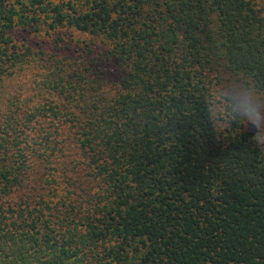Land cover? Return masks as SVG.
<instances>
[{"label":"trees","instance_id":"1","mask_svg":"<svg viewBox=\"0 0 264 264\" xmlns=\"http://www.w3.org/2000/svg\"><path fill=\"white\" fill-rule=\"evenodd\" d=\"M77 34L78 36H74ZM0 264H264V0H0Z\"/></svg>","mask_w":264,"mask_h":264},{"label":"clouds","instance_id":"2","mask_svg":"<svg viewBox=\"0 0 264 264\" xmlns=\"http://www.w3.org/2000/svg\"><path fill=\"white\" fill-rule=\"evenodd\" d=\"M229 119L232 122L238 120L240 123L264 125V107L258 103V98L253 93L245 90L234 97L231 113L221 109L214 120L210 117V122L216 128L217 125L227 123Z\"/></svg>","mask_w":264,"mask_h":264},{"label":"rangeland","instance_id":"3","mask_svg":"<svg viewBox=\"0 0 264 264\" xmlns=\"http://www.w3.org/2000/svg\"><path fill=\"white\" fill-rule=\"evenodd\" d=\"M74 36H78L75 34ZM243 92V90L239 91V93ZM34 93V80L32 75L29 73H23L18 78H14L13 80L6 81L3 86V91L0 97V109L7 104V98H11V95H18L21 99L30 98ZM258 103L264 107V103L258 99ZM248 129L258 138L259 142L262 145L264 150V125L256 123L249 124L246 123Z\"/></svg>","mask_w":264,"mask_h":264}]
</instances>
